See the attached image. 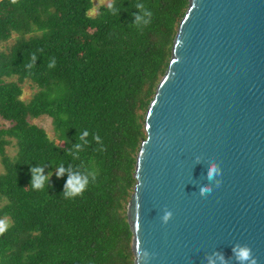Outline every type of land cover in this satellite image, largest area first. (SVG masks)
Masks as SVG:
<instances>
[{
  "label": "trees",
  "instance_id": "obj_1",
  "mask_svg": "<svg viewBox=\"0 0 264 264\" xmlns=\"http://www.w3.org/2000/svg\"><path fill=\"white\" fill-rule=\"evenodd\" d=\"M91 6L0 0V219L10 220L0 264H133L125 207L143 115L187 0H108L89 15ZM23 83L33 89L27 100ZM39 116L50 119L52 137L30 122ZM37 165L52 174L43 190L29 184ZM78 173L89 175L85 191L61 195Z\"/></svg>",
  "mask_w": 264,
  "mask_h": 264
},
{
  "label": "water",
  "instance_id": "obj_2",
  "mask_svg": "<svg viewBox=\"0 0 264 264\" xmlns=\"http://www.w3.org/2000/svg\"><path fill=\"white\" fill-rule=\"evenodd\" d=\"M143 130L132 263L240 264L233 247L247 245L264 264V0H187Z\"/></svg>",
  "mask_w": 264,
  "mask_h": 264
},
{
  "label": "clouds",
  "instance_id": "obj_3",
  "mask_svg": "<svg viewBox=\"0 0 264 264\" xmlns=\"http://www.w3.org/2000/svg\"><path fill=\"white\" fill-rule=\"evenodd\" d=\"M135 7H137L138 9H141L144 11V15L151 17L152 13L148 10H146L145 5L143 4H137L135 5ZM109 8L112 9L113 13H117L119 10L116 8H113V6L110 4ZM136 19L133 22V24H136L139 22V20L141 19V17L139 15H137L136 13L133 14ZM146 24L149 23V21L145 22ZM36 56L35 54L32 55L31 57V63L27 64L26 67L27 68H31L33 66V64L35 63L36 60ZM55 66V59L53 58V60L48 64L49 68H52ZM89 133L87 130L83 131L81 134H77V138L78 140H84L85 136H88ZM93 139L97 142L100 143V137L99 135H94ZM84 143H87V141H84ZM75 147L79 148L80 144H76ZM43 167L42 166H33L29 168V172L31 174L30 177V181L29 184L31 185V187L35 190H43L45 188V185L49 183L50 177L52 176L51 173L47 174V175H42L41 173H43ZM65 169L63 167H60L57 171H56V176L59 178L61 175H63ZM219 173V169L215 166V165H211L209 166L208 170H207V178L209 180H211L214 176V174H218ZM94 175H93V179H94ZM219 183V182H218ZM89 184V175L86 174H82V173H78V174H70L68 176V179L66 180V182L64 183V188L63 191L61 193V195H63L66 198H74L76 196L81 195L87 185ZM140 185H137V188ZM201 195L210 192L209 188L206 187H202L200 189ZM171 216V212H165L163 217L161 218L162 223H167L169 217ZM8 228V221L6 219H0V235H2ZM237 248L239 249L237 251ZM135 254H136V258L137 259H141V260H147L148 259V253L146 251L141 250L140 248V244H139V240H137V244H136V248H135ZM233 254H234V258L240 262V264H243V262L248 261L249 264H257V258L252 255V250L249 246L244 245V246H240V245H236L233 247ZM155 254H153L154 257Z\"/></svg>",
  "mask_w": 264,
  "mask_h": 264
},
{
  "label": "rangeland",
  "instance_id": "obj_4",
  "mask_svg": "<svg viewBox=\"0 0 264 264\" xmlns=\"http://www.w3.org/2000/svg\"><path fill=\"white\" fill-rule=\"evenodd\" d=\"M108 2V0H92V6L91 9L88 11L89 15H94L98 6L106 4ZM10 40H8L6 42L9 43ZM1 47V46H0ZM33 89L31 87H29L28 83H23L22 84V94H21V99L23 100H27L30 97V94L32 93ZM30 122L35 123L36 125L42 127L46 133L52 137L53 132H52V128H51V124H50V119L47 116H39L38 118L35 119H31ZM7 126V121H4L2 119H0V127H5ZM8 154H10L12 152V149L10 148H6ZM2 171V167L0 164V172ZM6 219L8 221V223L10 222V220L8 218H3Z\"/></svg>",
  "mask_w": 264,
  "mask_h": 264
}]
</instances>
